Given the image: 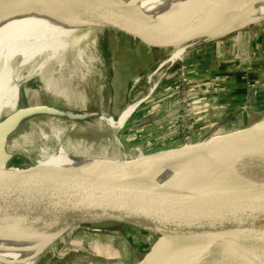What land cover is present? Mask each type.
Returning <instances> with one entry per match:
<instances>
[{
  "label": "water",
  "instance_id": "water-1",
  "mask_svg": "<svg viewBox=\"0 0 264 264\" xmlns=\"http://www.w3.org/2000/svg\"><path fill=\"white\" fill-rule=\"evenodd\" d=\"M21 1L28 6L66 8L89 27L81 32H101L102 38L131 49H169L240 31L232 23L218 29L210 23L240 0H209L178 31L154 21L132 26L134 12L105 0ZM33 110L18 108L0 122V225L8 219L25 218L52 234L77 229L94 232L93 228L107 224L130 228L153 225L177 249L168 264H264V197H254L257 186L264 183V132L258 131L257 123L225 133H216L218 125H214L202 138L210 137L204 143L200 139L150 152L143 149L129 155L141 157L123 162L120 174L111 176L37 166L38 158L30 166L13 164L6 153L8 139L20 121L32 117L22 116L24 112ZM224 142L253 153V161L234 179V185L226 182L229 175L225 171L211 168L196 171L194 177L186 178L190 182L183 180L199 187L217 184L225 188L221 196L182 191L151 177L169 164L215 150ZM185 231L201 234L195 237ZM226 247L234 249L233 255L217 258ZM45 249L33 251L34 257L49 252H43ZM150 256L149 249L135 264H147Z\"/></svg>",
  "mask_w": 264,
  "mask_h": 264
},
{
  "label": "bare ground",
  "instance_id": "bare-ground-1",
  "mask_svg": "<svg viewBox=\"0 0 264 264\" xmlns=\"http://www.w3.org/2000/svg\"><path fill=\"white\" fill-rule=\"evenodd\" d=\"M105 1L106 3L108 2L117 6L119 9L127 10L131 13L134 12L133 20L131 21L132 26H143L154 21L166 25L171 30L178 31L181 30L191 16L209 0ZM11 10L17 12L43 10L46 16L44 19L37 18V20L33 22V27H36V29L17 49L7 53L5 45H3V40L10 37V35L3 23L13 17L14 12ZM40 13L41 11L38 12L36 16L38 17ZM29 15V13L26 15V19L28 20H30ZM261 21H264V0H240L237 4L224 10L210 23L211 27L215 29L232 23L238 31L244 29L248 25L258 24ZM87 28L89 27H86L78 16L66 8L35 7L25 5L21 0H0V120L6 118L18 109V82L21 80V72L23 69L30 68L31 71L29 70V76L34 74L40 76L44 81L46 90L50 94L68 100L69 96L66 91L61 90L55 81L45 79V70L51 62L61 68L63 66L64 57L68 52L74 53L75 64L83 63L84 55L80 45H82V43L87 45L89 39L87 33L81 31ZM215 39L219 38L211 36L207 37L206 40L203 39L204 41L199 40L178 47L166 62L172 63L176 60H181L187 51L194 45ZM85 48L87 49L86 46ZM69 78L72 77L69 76ZM130 107L131 106H129L128 109ZM40 113H49L47 118L53 120L55 123L56 120L62 119L60 117H67L68 114L66 111L60 109L36 107L33 111L24 112L22 116H36ZM53 115L57 118H54ZM99 115L102 117L101 121L103 122L91 128H95L96 134L99 135L98 133H102L103 125L105 124L108 126L112 130L113 135L108 134L107 143L116 145L119 148L120 145L116 138L117 124L115 120L107 113H101ZM90 116L91 114H79L77 118L74 116V119L78 122L84 118L87 120ZM87 121L89 122L90 120ZM39 127L41 129L39 128V136L37 138L42 144L38 156L35 155L38 158L37 166L77 169L116 176L121 172V164L127 161L129 157H132L125 154L121 147L117 154H110L106 150L99 153H92L87 149H83L80 145L72 146V144H68L64 140V134L71 132L72 128L64 126L63 128H54V130L51 131L49 128L46 129L44 125L42 126V124H39ZM74 127L76 130H79L76 125ZM256 127L258 131L264 132V119L257 122ZM33 138L34 137L28 135L27 139L25 138L22 143H30ZM209 138L210 137L200 141L204 143ZM50 140L54 144V147L46 145ZM133 157L136 159L141 157V155L137 154L133 155ZM252 161L253 153L251 151L242 146L224 142L215 150L206 151L196 157L169 164L166 168L153 173L151 177L158 180L159 183L164 186L174 187L182 191L221 196L225 194V188L222 189L221 186L217 187V184L207 185L208 187H199L196 183H188L190 181L186 180V178L194 177L197 173L196 171L204 168H211L212 170L225 171L229 175V178L225 177V180L227 179L226 182L230 185H234V179L240 176L241 172L244 171ZM183 180L188 182H184ZM254 197H264V183L257 186L254 191ZM185 232L192 233L195 237H199V234H201L190 231ZM70 233L71 232L52 234L45 232L44 228L39 227L28 219H8L0 225V264H36L38 260L42 259L43 255L38 257L35 255L34 257L33 254L43 248H46L43 252H52L50 256L55 257V244L62 236L68 237ZM163 238L157 250L151 253L147 264H168L177 251L176 248H173V242L165 233L163 234ZM207 238H212V236H208ZM37 247L38 249L35 251ZM33 251L35 253H33ZM233 253V248L226 247L217 254L216 257L233 255ZM49 263L50 259H45L43 262V264Z\"/></svg>",
  "mask_w": 264,
  "mask_h": 264
},
{
  "label": "rangeland",
  "instance_id": "rangeland-1",
  "mask_svg": "<svg viewBox=\"0 0 264 264\" xmlns=\"http://www.w3.org/2000/svg\"><path fill=\"white\" fill-rule=\"evenodd\" d=\"M11 11L14 12L13 17L3 23L10 35V37L3 40V45H5L7 53L17 49L36 29V27H33V22L37 20V18L44 19L46 16L43 10L29 12ZM37 11H41L38 17L36 16L38 13ZM27 13L30 14V20L26 19ZM248 26L249 27H245V29H241L226 37L198 43L190 48L181 60H176L172 63L166 61L178 47L156 50L150 55L144 56L145 60H151V64L148 70L142 74H137L133 71L141 72L144 70L138 68V53L133 55L128 54L130 52L122 50V46L112 43L110 38L108 40L105 37L102 38V36L99 35L101 32L93 31L90 35L87 34L89 39L87 42L88 44L85 45V43H82V45H80V48L83 49V63L75 64L74 53L68 52L64 57L63 66L61 68L51 62L45 70V79L55 81L61 90L66 91L69 96L68 100L50 94L46 90L44 81L40 76L35 74L29 76V72L31 71L30 68L23 69L21 72V80L18 82V108L27 109L42 107L60 109L66 111V113H68L67 117L70 118L60 117L62 119H59L60 121L56 120L55 123L53 120L47 118L49 113H40L20 121L15 131L8 139L6 153L10 157V161H12L13 164L16 162V164L19 165L30 166L31 163L35 161V158L37 159L36 156H38L42 144L37 138L39 136V124H42V126L44 125L46 129L49 128L51 131L57 127L63 128L65 126L72 128L71 132L65 133L66 135L64 134L65 142L72 144V146L80 145L83 149H87L92 153H99L106 150L110 154H117L121 147L125 154H135L133 151L139 144L127 147L128 136L125 135V130L128 128L126 121L134 111L136 105H139L145 99L160 98L163 93L156 90L154 85L164 79L168 80L167 83L171 81L175 83L177 81V70L173 66L184 61L188 55L198 53L202 57L201 61L208 62L212 58L218 57L222 42L231 38L235 40L236 37L240 36H243L246 40L253 39L258 28L264 26V22ZM110 30L120 34L123 33L116 28H110ZM204 40H206V38ZM230 52H232L231 49ZM125 54L129 55L128 58L123 57ZM250 54L252 56L254 51L250 52ZM234 58L235 57H232L233 60ZM182 64L186 67L188 66L184 62H182ZM129 65L131 66L129 67ZM132 65L135 66L132 68ZM172 69L174 71H172ZM252 69L253 68L240 69L243 74L245 73L244 88L246 89H248L247 86L249 87L250 84L253 83L252 80H254L255 84L260 81L259 77H251L254 71H252L250 74L251 76L248 77V71ZM171 73H174L175 80L169 79ZM69 76L72 78H69ZM173 87L175 88V84L171 86L172 89L170 94L173 95V102L175 103L177 92ZM214 87L218 90L216 86ZM216 90L208 91V97L210 96L213 101V98H217L216 96L219 93V90L217 93ZM244 96L245 100H247V93ZM208 97H203V99L207 101ZM129 106L131 107L128 109ZM101 113H110L109 116L113 117L115 120L117 124L116 134L118 135H116V138L120 145L119 148L116 145L107 143L108 134L113 135L112 130L108 126L104 124L101 131L102 133H98L99 135L96 134L95 128H91L103 122L101 121L102 117L99 115ZM79 114H91V116L87 118V120L90 121L88 122L86 118L79 120L80 122L75 121L74 118H77ZM262 116H264V113ZM261 117L254 119L253 122L256 120L258 121ZM262 119H264V117ZM1 121L2 119L0 122ZM75 125L79 130L75 129ZM28 135L34 137V140L32 139L30 141L31 144L22 143L25 138L27 139ZM46 145L54 147L51 140L48 141ZM132 159L135 158L133 156L129 157L127 161ZM92 230L94 232L87 229H77L73 231L68 237H65L56 244L55 257L50 256L52 252H48L49 254H44L42 259L40 258L41 260H38L36 264H43L45 259H50L49 264H135L143 254L149 251V249L150 253L155 252L164 239V233L158 226L155 227L153 225H148L147 228H130L121 224H107L93 228Z\"/></svg>",
  "mask_w": 264,
  "mask_h": 264
},
{
  "label": "crops",
  "instance_id": "crops-1",
  "mask_svg": "<svg viewBox=\"0 0 264 264\" xmlns=\"http://www.w3.org/2000/svg\"><path fill=\"white\" fill-rule=\"evenodd\" d=\"M233 47L236 48L235 55L239 49V52L242 51L245 55L254 51V54L258 55L259 58L250 57L246 61L238 63V61L232 59L234 55L232 56L230 49L232 50ZM122 48V50L130 52L128 54L138 53V68L144 70L141 72L133 70L137 74L146 72L151 64V60H145L144 56L156 51ZM128 56L125 54L123 57L128 58ZM201 58L200 54L195 53L188 55L182 61L188 65L189 79L198 85L195 98L197 104L200 103V106H197V113L191 121L192 124L188 134L189 141H198L211 133L213 129L210 124L212 123L218 125L219 133H225L254 125V123L262 120L264 117L262 116L264 113V26L258 28L253 39L246 40L243 36H240L236 37L235 40L231 38L222 42L218 57L212 58L208 62L201 61ZM134 66L132 65V68ZM179 66L180 63L173 67L177 70ZM241 68H253L248 71V77L254 71L251 77H259L260 81L255 84L252 80L253 83L249 87L247 86L248 89L244 88L246 77L244 78L245 73L243 74ZM173 69L172 71H174ZM174 76V73H171L169 79L175 80ZM167 81V79H164L154 85L156 90L163 93L160 98L143 100L129 116L126 121L128 128L126 126L127 129L125 130V135L128 136L127 147L139 144L134 148H143L146 152H150L184 144L182 135L178 132L174 122V99L170 92L171 86L175 83L172 81L167 83ZM212 85L216 86L219 93L216 96L217 98H213L214 101L209 100L211 107L206 109L203 104L208 101L203 97H208V89ZM246 93L248 95L247 100L244 96ZM258 117L261 118L253 122ZM135 149L133 152H135Z\"/></svg>",
  "mask_w": 264,
  "mask_h": 264
},
{
  "label": "built area",
  "instance_id": "built-area-1",
  "mask_svg": "<svg viewBox=\"0 0 264 264\" xmlns=\"http://www.w3.org/2000/svg\"><path fill=\"white\" fill-rule=\"evenodd\" d=\"M236 48H232V55L235 61L244 62L250 57H254V59L259 58L258 55L253 54H247L245 55L244 52H239V49L235 55ZM234 52V53H233ZM174 64V63H173ZM213 86V85H212ZM210 86L208 91H215V87ZM215 89V90H214ZM177 92V99L174 103L175 106V116H174V122L177 127V130L182 135V141L183 143L190 142L189 140V129L192 124L193 117L197 113V106H200V103L197 104V100L195 98V94L198 90V85L196 83H193L190 81L188 73H187V67L182 64V61L180 62V66L177 69V81L175 82V88ZM218 90H216L217 93ZM212 93V92H211ZM213 94V93H212ZM194 96V97H192ZM181 97V99H180ZM211 97H208V102L206 104H203L206 109H209L211 107ZM249 106V105H246ZM215 124H210V127L213 128ZM217 133H219L218 129L216 130ZM144 151L143 148L135 149V154L140 153Z\"/></svg>",
  "mask_w": 264,
  "mask_h": 264
}]
</instances>
